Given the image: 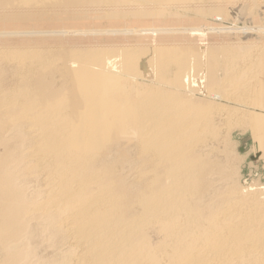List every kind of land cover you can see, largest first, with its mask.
<instances>
[{
  "label": "bare ground",
  "instance_id": "obj_1",
  "mask_svg": "<svg viewBox=\"0 0 264 264\" xmlns=\"http://www.w3.org/2000/svg\"><path fill=\"white\" fill-rule=\"evenodd\" d=\"M239 1L0 0V264H264V190L232 183V149L201 152L217 117L249 118L213 92L264 109L263 36L209 21Z\"/></svg>",
  "mask_w": 264,
  "mask_h": 264
},
{
  "label": "rangeland",
  "instance_id": "obj_2",
  "mask_svg": "<svg viewBox=\"0 0 264 264\" xmlns=\"http://www.w3.org/2000/svg\"><path fill=\"white\" fill-rule=\"evenodd\" d=\"M243 0H240L239 2L241 3ZM237 3L236 5H237V7H235L234 8V11L236 12V14H238L237 16H235L236 18L238 17V19H236L235 17H234V15L232 16V17H234V18H231V17H229V18H225V19H223L222 20V18L220 17V19H219V17H213V18H211L209 21H210V23H213V24H216V25H218V26H225V27H227V28H230L231 27V29H232V27H233V30H234V28H237V27H239V28H237V29H239V30H242V31H247V29L248 30H251L252 28H253V30H256V33H257V31H259L260 33H261V37H262V39H264V31H263V28H264V18H261L260 16H258L260 13H263L264 12V7H261V6H259L260 7V9L261 8H263V9H261V10H258L257 9V7H255L254 5H252V7H251V5H250V3H248V2H242L243 4H241V6L239 5L238 6V4H240V3ZM262 3V2H261ZM248 4V5H250L249 7H248V5L246 6V5ZM245 6V7H244ZM241 7V8H240ZM250 8L249 10L247 9V8ZM255 7V8H254ZM240 9V10H239ZM242 9V10H241ZM244 9V10H243ZM251 11L252 13H250V12H248V11ZM237 11H238V13H237ZM241 11V12H240ZM260 11H263V12H260ZM260 12V13H259ZM240 13H241V15H240ZM245 13V14H244ZM250 13V14H249ZM180 14L182 15V16H185V14L187 15V16H189V17H192L193 16V14L192 13H189V12H187V13H185V10H182L181 12H180ZM244 14V15H243ZM248 14V15H247ZM252 15V16H251ZM246 16H248V18L246 17ZM246 17V18H245ZM260 17V18H259ZM240 18V19H239ZM235 19L237 20V21H235ZM246 21H245V20ZM240 21V22H239ZM245 21V22H244ZM249 22V23H248ZM251 24H254V25H252V27H251ZM261 24V25H260ZM256 25V26H255ZM257 26H259V27H257ZM174 27H177V26H174ZM251 27V28H250ZM121 28H127L124 24H122V27ZM258 30H257V29ZM237 29H235V30H237ZM260 33H259V35H260ZM262 33H263V35H262ZM94 34H92V35H90V34H87V35H84L85 37L83 38V36H81V37H72L70 40L75 44V45H77V46H80V47H87V46H92V45H94L95 47H97V46H100L101 47V44H102V46H108V45H115L116 44V46H128V45H126V44H129V46H132L133 44V46H135V45H140V44H158V43H169V42H162L161 40L162 39H159V37L158 36H148L149 38H147V37H142V36H137V35H127V36H125V35H123V34H121V35H109V34H97V35H94ZM153 35H155V34H153ZM88 36V37H87ZM96 36V37H95ZM120 36V37H119ZM205 36L206 35H204V34H199V35H197V34H194V35H186L185 37H187V41H181L180 43H184V44H186V43H199V44H218V43H234V44H237L239 41H240V38L239 37H237V35H230V34H220V35H207L206 36V38H205ZM257 36H258V33H257ZM87 37V38H86ZM131 37V38H130ZM178 36H171V37H167L169 40H174L175 38H177ZM180 37H182V36H180ZM212 37H213V39H212ZM74 38H75V40H74ZM77 38H79V39H77ZM89 38V39H88ZM116 38H118V39H116ZM124 38V39H123ZM130 38V39H129ZM132 38H134V39H132ZM162 38V37H161ZM207 38H209V39H207ZM255 38V37H254ZM81 39H83L82 41H81ZM102 39V40H101ZM106 39H107V41H106ZM112 39V40H111ZM128 39V40H127ZM86 40V41H85ZM89 40V41H88ZM93 40V41H92ZM104 40V41H103ZM157 41V43H154V41ZM205 40V41H204ZM211 40V41H210ZM77 41V42H76ZM170 41V42H171ZM213 41V42H212ZM245 41V40H244ZM260 41H264V40H258V43L260 42ZM202 42H204V43H202ZM208 42V43H207ZM218 42V43H217ZM133 43V44H132ZM136 43V44H135ZM171 43H174V42H171ZM85 44V45H84ZM107 44V45H106ZM120 44V45H119ZM132 44V45H131ZM87 45V46H86ZM97 45V46H96ZM218 92L217 91H215V92H213V94H212V96H211V98H210V100H213V102L215 101V102H217L216 103V105H219V104H224V106L225 105H229V106H226V107H229L230 108V106H231V108H230V110L232 109V108H235L236 107V109H233L235 112H238V111H240V113H244V112H246V110H248L247 112L249 113H245L247 116H249V118L247 117L246 118V120L244 119L243 120V118L242 119H238V118H235L236 116L234 115V116H229V115H227V118H226V115H223L222 117L225 119H227L228 120V118H229V120H232L231 121V123H229V124H231V126H233L234 128V130L232 129V127L231 126H229V124L227 125V124H225L226 122H228L226 119L224 120H222V119H219V118H222L221 116L220 117H217L216 118V120H215V122H217V123H215L214 124V126L216 127L217 125H220V126H217L218 128H223L222 130H221V128L220 129H218V130H220L219 132H218V136L216 137V139H210V142L212 141V140H214V141H212V144L210 143V142H208V143H206L207 145H208V147H210V145H211V147L210 148H208L209 150L207 151V150H204V151H201V152H203V153H209V156L211 157H209L208 156V154H206V157L208 156V160H210L211 162H212V159H215V157H216V159L215 160H213V163L215 164V166L217 165H219V167L221 166L220 164H225V162H227L228 163V161L230 162L229 164H230V166L228 167V165L229 164H225V166H224V168L226 169V167L228 168V169H226V171L227 170H229V171H227V174H228V172H230V174L232 173V178H235V179H237V180H235V179H230V178H228L229 180H228V183L229 182H232L233 184L235 183H237L238 184V186H241V187H244V188H248V189H255V188H259V186L261 185V187L260 188H262L263 190H264V122L262 123V122H260L261 124H256L255 122H252V124H251V122H249L250 120H248V119H252L253 117V114L255 115H257V114H259V115H255V117H261V116H264V109H260V108H256V107H251V106H243L242 104H240V105H238L236 102H232V103H228V102H226L222 97H220L221 95H220V93L219 94H217ZM217 96H216V95ZM193 96H195L196 98L197 97H199L200 99H202V98H204V96L203 95H201V94H199V93H195V95H193ZM216 97V98H214V97ZM218 97V98H217ZM222 98V99H221ZM198 99V98H197ZM259 99H263V98H259ZM215 104V103H214ZM242 105V106H241ZM234 106V107H233ZM239 108V109H238ZM236 110H238V111H236ZM242 111V112H241ZM250 111V112H249ZM234 112V113H235ZM253 112V113H252ZM239 113V112H238ZM237 114V113H236ZM251 114V115H250ZM219 119V120H218ZM235 120V121H234ZM264 120V119H263ZM220 121V122H219ZM221 121L223 122V121H225V122H223V125L221 126ZM236 121H238V122H236ZM244 122L245 124H247V122H248V124H247V126L244 124V123H242V122ZM246 121V122H245ZM236 122V123H235ZM221 123V124H220ZM235 123V124H234ZM249 123L251 124V125H253V126H251V125H249ZM254 123V124H253ZM236 124L237 125H239V127H236ZM242 124H244V126H242V128H241V125ZM255 124L256 125H258V126H255ZM248 125H249V127H248ZM225 126V127H224ZM251 126V127H250ZM228 129H227V128ZM231 127V128H230ZM235 127H236V130H235ZM244 128V129H243ZM225 129V130H224ZM229 129H230V131L232 132V133H230V131H229ZM234 131H232V130ZM247 129V130H246ZM226 131V132H225ZM227 131L229 132V134H231L230 136H226V134H227ZM226 133V134H225ZM221 134H223V135H221ZM225 134V135H224ZM220 135L222 136L221 138H220ZM220 138V139H217V138ZM224 137H226L225 139L226 140H228L229 142H231L232 143V145H234V146H232V145H230L231 143H229L228 141V143H226V141H225V143L227 144V145H224L225 143H224V141L223 140H225V139H223ZM229 137H230V140H229ZM223 139V140H222ZM219 140H221V142H218ZM209 141V140H208ZM234 141V142H233ZM216 142H218V143H215ZM223 143V144H222ZM219 145V146H218ZM226 146V147H225ZM232 146V147H231ZM216 147H218V148H216ZM226 149L227 147H229V148H227L226 150L224 149V148ZM214 148V151L213 150H211V152H210V149H213ZM215 148L217 149V151L219 152V149H220V154L218 153V155L217 154H213L214 152L216 153L217 151L215 150ZM207 149V148H206ZM222 149H224V150H222ZM232 149V152L230 151ZM227 150H229L232 154H229L228 152L229 151H227ZM133 151V150H132ZM206 151V152H205ZM213 151V152H212ZM225 151V154L226 153H228L229 154V158H227V156L226 155H224V152ZM227 151V152H226ZM134 152V151H133ZM132 152V153H133ZM200 152V153H201ZM221 153H223V154H221ZM236 153V154H235ZM211 154H213V155H211ZM233 154H235V155H233ZM132 155H135V152L133 153V154H131V157H132V159L134 158L135 159V157H133ZM233 155V157H238L239 156V158H236V159H238L239 160V162L238 161H236V159L235 158H233V157H231ZM247 155V156H246ZM223 156V157H222ZM224 156H226L225 158H224ZM222 157V158H221ZM241 157V158H240ZM221 158V159H220ZM229 159V160H224V159ZM232 158V159H231ZM217 159H219L220 161V163L219 162H214V161H216ZM225 161V162H223V160ZM234 159V160H233ZM218 161V160H217ZM232 161H234L233 163H232V165H231V162ZM241 161V162H240ZM235 162H236V164H235ZM223 164V165H224ZM239 164V166H237ZM236 167V168H234V166ZM233 166V167H232ZM223 167V166H222ZM239 167V168H238ZM127 168H129V167H127ZM234 168V169H233ZM238 168V169H237ZM231 169V170H230ZM233 169V170H232ZM241 169V170H240ZM234 170H235V172H234ZM238 171H240L239 173H238ZM236 173H238L240 176H238V174H236ZM235 174H236V176H235ZM229 175V174H228ZM233 175H234V177H233ZM231 176V175H230ZM239 178V179H238ZM237 181V182H236ZM255 182V183H254ZM259 184V185H258ZM220 185V184H219ZM258 185V186H257ZM46 254H50L51 253V251L50 252H48L47 253V251L45 252Z\"/></svg>",
  "mask_w": 264,
  "mask_h": 264
}]
</instances>
